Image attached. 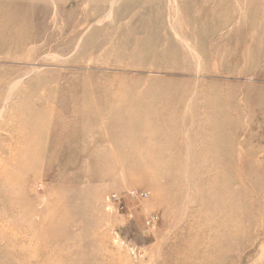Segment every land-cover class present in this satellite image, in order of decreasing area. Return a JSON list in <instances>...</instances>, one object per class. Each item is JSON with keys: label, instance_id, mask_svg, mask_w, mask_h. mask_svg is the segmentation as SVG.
Wrapping results in <instances>:
<instances>
[{"label": "rangeland", "instance_id": "rangeland-1", "mask_svg": "<svg viewBox=\"0 0 264 264\" xmlns=\"http://www.w3.org/2000/svg\"><path fill=\"white\" fill-rule=\"evenodd\" d=\"M0 264H264V0H0Z\"/></svg>", "mask_w": 264, "mask_h": 264}, {"label": "built area", "instance_id": "built-area-1", "mask_svg": "<svg viewBox=\"0 0 264 264\" xmlns=\"http://www.w3.org/2000/svg\"><path fill=\"white\" fill-rule=\"evenodd\" d=\"M144 195V194H143Z\"/></svg>", "mask_w": 264, "mask_h": 264}]
</instances>
